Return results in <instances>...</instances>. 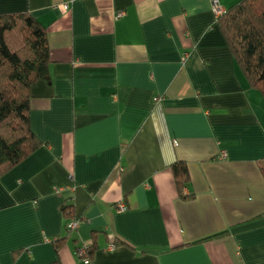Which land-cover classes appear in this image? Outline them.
Listing matches in <instances>:
<instances>
[{
    "label": "crops",
    "instance_id": "0c3cea01",
    "mask_svg": "<svg viewBox=\"0 0 264 264\" xmlns=\"http://www.w3.org/2000/svg\"><path fill=\"white\" fill-rule=\"evenodd\" d=\"M64 1L0 0L51 55L31 87L41 144L0 176V264H264V94L213 0Z\"/></svg>",
    "mask_w": 264,
    "mask_h": 264
},
{
    "label": "trees",
    "instance_id": "16d2710c",
    "mask_svg": "<svg viewBox=\"0 0 264 264\" xmlns=\"http://www.w3.org/2000/svg\"><path fill=\"white\" fill-rule=\"evenodd\" d=\"M217 21L248 82L264 94V0H241ZM50 61L47 28L35 15L0 12V176L41 144L31 123V87L47 74ZM172 169L180 196L191 198L183 193L191 180L187 162L177 160ZM261 169L264 174V162ZM64 211L74 212L72 206ZM95 239L82 258L89 260Z\"/></svg>",
    "mask_w": 264,
    "mask_h": 264
},
{
    "label": "built area",
    "instance_id": "2783aa9c",
    "mask_svg": "<svg viewBox=\"0 0 264 264\" xmlns=\"http://www.w3.org/2000/svg\"><path fill=\"white\" fill-rule=\"evenodd\" d=\"M63 6L67 9L70 7V0H66L63 2ZM212 6H213V10H214V14L216 16V18H218V16H220L222 13H224L226 11V9L220 4V1L219 0H213L212 1ZM124 11L123 10H120L119 14H123ZM119 207L121 209H124L126 206H125V203L123 201H121L119 203ZM79 224H80V219H78L77 217L73 216L70 221L68 222V229L69 231L71 230H75L79 227ZM112 247V246H111ZM78 253L81 257L85 256L86 253H87V250H86V246H82V247H79L78 248ZM87 260V259H85Z\"/></svg>",
    "mask_w": 264,
    "mask_h": 264
}]
</instances>
